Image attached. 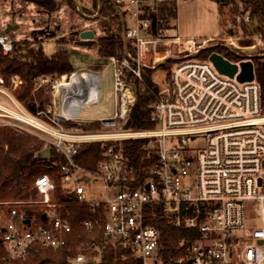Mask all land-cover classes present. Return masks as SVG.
Masks as SVG:
<instances>
[{"label": "built area", "instance_id": "obj_1", "mask_svg": "<svg viewBox=\"0 0 264 264\" xmlns=\"http://www.w3.org/2000/svg\"><path fill=\"white\" fill-rule=\"evenodd\" d=\"M165 1H115L136 58L108 57L113 63L110 115H81L84 107L101 101L97 71H93L99 76L97 85L72 81L75 72L70 81L67 74L52 80V103L44 101L33 114L17 97L23 80L4 77L0 70V95L5 98L0 102V130L12 131L23 145L34 138L59 152L63 160L56 169L63 188L90 212L80 224L88 240L74 231L69 213L62 212L52 176L42 173L32 184L37 197L0 199V264H35L40 255L60 258L63 252L67 264H97L103 245L121 248L122 258L162 264L159 232L147 222L149 205L157 203L173 224L195 228L200 235L185 245L175 264H264V112L254 65V77L240 82L239 67L229 77L208 57H194L208 39L170 36V26L159 16L158 6ZM125 8L134 18L133 27L124 23ZM236 20H241L239 15ZM14 40L9 32L0 31L2 54L12 50ZM159 42L177 44L184 54L170 55L168 50L161 56L179 60L165 87L156 86L149 117L154 127L134 130L131 122L125 127L135 100L129 74L142 80L144 55ZM238 52L244 57L231 63L238 65L251 55ZM48 81L41 77L36 87ZM60 83L66 84L55 92ZM127 139L145 140L150 161L145 175L137 173L125 152ZM90 143L101 145L98 158L82 164L75 155ZM254 200L259 203L255 227L247 226L244 215L245 202ZM31 207L37 210L35 216Z\"/></svg>", "mask_w": 264, "mask_h": 264}, {"label": "trees", "instance_id": "obj_2", "mask_svg": "<svg viewBox=\"0 0 264 264\" xmlns=\"http://www.w3.org/2000/svg\"><path fill=\"white\" fill-rule=\"evenodd\" d=\"M69 6H74L72 0H63ZM218 6L220 14L229 12L231 20H236L240 16L239 26L246 35L239 39L241 46H248L254 42L255 36L264 42V0H214ZM92 10L82 7L84 14H93L97 12L98 0H91ZM41 6L53 11L58 6V0H44ZM159 16L164 19L166 24L171 27L173 19L176 17V8L174 0H166L158 6ZM101 11L99 16L103 17V25L108 29L107 34L97 38L96 52L100 56L116 57L121 59L128 57L134 60L135 48L127 42L126 55L125 43L122 38L123 25L121 23V11L112 0H101ZM247 21H244V18ZM106 22V23H105ZM110 23V24H107ZM60 42V41H59ZM43 44L35 41L14 40L13 48L6 55L2 54L0 48V70L4 77L7 75H16L23 80L21 89L17 97L23 106L31 113H35L42 106V103L48 99L45 97V91L51 89V81L63 74H69L72 70L68 59V50L56 43L55 49L51 53H46ZM218 52L229 61L238 60L244 55L238 52L235 47H228L225 44L210 45L198 53V58H207L209 53ZM255 77L261 86L260 102L261 110L264 112V50L251 53ZM179 60L177 57L170 56L168 63H175ZM161 67L162 64H155ZM148 66V67H147ZM150 66L141 67L142 80L129 74L135 90V100L133 108L130 111L129 119L131 129H149L154 127L150 121V104L156 98V85L148 78ZM41 77H49L50 82L39 85ZM49 96V95H48ZM75 123H66V126H73ZM88 128V126H82ZM145 140L127 139L124 141L125 152L132 158L137 173L146 174L150 161L147 159L146 150L143 148ZM99 143H90L81 146L76 159L86 165H90L98 158L100 150ZM43 143L32 138L28 144L23 145L17 141L16 136L10 130H0V199H25L37 197V190L32 187L34 179L48 173L54 181V196L58 204L61 205L62 212L69 213L74 231L79 232L82 237L90 238L81 229V220L90 217V212L86 205L79 203L74 197L63 188L60 180V174L56 166L63 160L62 155L53 147L50 148L48 157H40ZM32 212L37 211L30 208ZM147 222L154 225L159 232L158 251L162 264H171L185 253L184 247L191 241L199 238L197 229L176 226L163 212L161 204H151L147 210ZM99 240V239H98ZM101 241V239L99 240ZM60 258L52 254L40 255L35 259V264H41L50 261L53 264H67L66 254L61 253ZM123 250L111 246H102L101 261L97 264H141L138 258L126 256L122 258ZM93 264V263H90ZM95 264V263H94Z\"/></svg>", "mask_w": 264, "mask_h": 264}, {"label": "rangeland", "instance_id": "obj_3", "mask_svg": "<svg viewBox=\"0 0 264 264\" xmlns=\"http://www.w3.org/2000/svg\"><path fill=\"white\" fill-rule=\"evenodd\" d=\"M174 1L175 7H177L176 17L173 19V24L169 30L170 36H178L181 39L194 38L197 42L208 39L205 47L219 43L230 44V46L237 45L236 47L239 50L241 49L242 52L252 51V53H255L261 49L264 50V42L257 36H255L252 44L241 46L239 39L245 38L246 35L240 29V22L231 20L229 12L220 14L214 0ZM77 2L81 8L84 7L93 11L91 0H77ZM103 19L99 15L95 18L84 19L79 14L76 5L69 6L63 0H58V6L49 14L40 5H36L29 0H0V31H4L6 23L17 24L18 29L9 32L13 39L39 42L43 44L46 53L53 52L57 42L68 50V59L72 70L67 74L69 76L66 81H70L73 72L77 74L79 70L97 71L100 74L101 90L103 91L101 101L98 104L84 107L81 111L82 116L100 117L110 115L114 109L111 101L113 63L110 58L100 56L96 52L97 38L107 34L108 31L103 25ZM123 19L127 28L135 26L134 18L129 10L124 12ZM107 24L110 23L107 22ZM87 29L94 31V43L87 46L74 43V40L78 39V33ZM52 34L53 36H51ZM128 42L131 44L132 41L128 39ZM168 50L170 55L175 53L184 54V52H179L177 44L159 42L155 44V48L144 55L143 66L152 65L149 67L148 78L160 90L165 87L169 80L173 64L165 62L161 67H156L155 64L163 59L161 56ZM46 78L49 80L46 83H49L50 78ZM60 81H63V79ZM45 97H48L45 100L46 104L52 103L54 96L50 90L45 91ZM1 101L4 102L5 98L0 95ZM36 213L35 211L32 215L35 216ZM258 213L259 203L257 201L245 202L244 215L246 216L247 226H257Z\"/></svg>", "mask_w": 264, "mask_h": 264}, {"label": "water", "instance_id": "obj_4", "mask_svg": "<svg viewBox=\"0 0 264 264\" xmlns=\"http://www.w3.org/2000/svg\"><path fill=\"white\" fill-rule=\"evenodd\" d=\"M76 7L77 10L79 11V14L82 15L84 18H95L100 14V7H101V0H98V7H97V12L94 15H88V14H84L83 10H81V6L79 5V3L77 2V0H72ZM112 2L114 3V1L112 0ZM121 16V23L123 25V20H122V14ZM18 25L17 24H11V23H7L5 25V29L4 32H10L12 30L18 29L17 28ZM94 36V31L92 29H87V30H83L80 31L79 35H78V39L74 41V43L78 44V45H82V46H87V45H91L94 42L93 39ZM122 38L123 41L125 43V55H126V48H127V41L125 39V35H124V25H123V33H122ZM199 52H195L192 55L194 57L198 56ZM208 59L212 62L213 66L215 67V69L223 74L228 75L229 77H233L234 73H236L238 70L237 68L239 67V72L236 75V78L238 81L240 82H244V81H250L253 77H254V70H253V61H252V57L251 55L249 57H247L244 60L239 61L238 65L236 63H231L227 58H225L223 55H221L220 53H216V52H211L208 54ZM170 57V56H169ZM169 57L164 58L162 60H160L159 64H164L165 62H167L169 60ZM264 69V66H263ZM130 125V119L126 120V124L125 127H128ZM49 152L50 149L49 147H44L41 150L40 153V157H48L49 156ZM31 210L28 209L26 213H30ZM44 218V214L42 215V219ZM29 221V219H25V222L27 223ZM261 241V240H259ZM176 263V261L174 262V264Z\"/></svg>", "mask_w": 264, "mask_h": 264}, {"label": "bare ground", "instance_id": "obj_5", "mask_svg": "<svg viewBox=\"0 0 264 264\" xmlns=\"http://www.w3.org/2000/svg\"><path fill=\"white\" fill-rule=\"evenodd\" d=\"M79 80H82V81H85V82H89L91 83L92 85H97L98 82H99V76L96 72H93V71H85V70H82V72H79L77 74H75L73 77H72V81H76L77 79ZM76 79V80H75ZM66 83H60L59 85L56 86V90H59L61 88V86H64Z\"/></svg>", "mask_w": 264, "mask_h": 264}, {"label": "flooded vegetation", "instance_id": "obj_6", "mask_svg": "<svg viewBox=\"0 0 264 264\" xmlns=\"http://www.w3.org/2000/svg\"><path fill=\"white\" fill-rule=\"evenodd\" d=\"M30 2H32V3H35L36 5L38 4V5H40L41 6V4H43L44 3V0H29ZM41 8H43V10H45V11H47V13L49 14V13H51L52 11H50V10H48V9H46L45 7H43V6H41ZM79 12V11H78ZM86 15V14H85ZM89 15V14H88ZM81 17H83L82 15H81ZM84 18V17H83ZM84 19H86V18H84ZM7 24V23H6ZM5 24V25H6ZM12 24V23H11ZM122 32H123V30H122ZM80 33V32H79ZM79 33H78V35H79ZM51 36H53V34L51 35ZM75 41V40H74Z\"/></svg>", "mask_w": 264, "mask_h": 264}, {"label": "crops", "instance_id": "obj_7", "mask_svg": "<svg viewBox=\"0 0 264 264\" xmlns=\"http://www.w3.org/2000/svg\"><path fill=\"white\" fill-rule=\"evenodd\" d=\"M251 53H252V51H251ZM94 70V69H93Z\"/></svg>", "mask_w": 264, "mask_h": 264}]
</instances>
